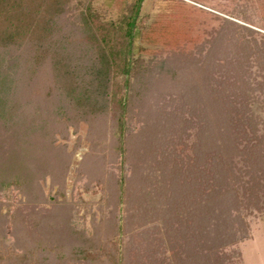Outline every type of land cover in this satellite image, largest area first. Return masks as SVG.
Wrapping results in <instances>:
<instances>
[{
	"label": "trees",
	"instance_id": "trees-1",
	"mask_svg": "<svg viewBox=\"0 0 264 264\" xmlns=\"http://www.w3.org/2000/svg\"><path fill=\"white\" fill-rule=\"evenodd\" d=\"M69 1L0 0V61H3L2 53L15 51L19 55L13 57L12 62L20 64L18 75L27 82H35L39 87L42 79L38 73L41 70L43 73L46 66L51 79L59 74V81L68 82L65 101L71 104L57 106L54 113L57 120L76 125L81 119L92 120L99 114L109 113L115 121L119 141L112 151H118L122 161L128 159L131 149L135 154L141 151L145 139V159L153 171L145 176V255L141 259L142 248L130 246L133 254L138 253L134 264H196V250L201 249L196 248L194 241L191 248L189 244L192 233L201 230L212 233L213 240L217 241L213 242L210 259H206L205 264H223L226 254L221 252L222 247L234 242L236 225L241 222L238 214H232L243 205L238 187L240 173L236 174L235 170L240 172L244 168L248 174V202L260 201L258 193H264V40L255 37L254 34L259 33L248 26H241L247 34L240 36L232 26L237 25L232 18L217 15L213 16L221 19L223 26L209 31L203 29L205 20L199 13H205L204 10L181 0H175L168 10L152 18L148 13L140 16L139 0L128 3L111 0L110 5L119 13L114 19L105 18L101 10L89 3L77 13L65 15ZM55 32L60 35L55 41L64 45L50 47L49 39ZM39 35L44 39L37 45ZM134 38L139 40L138 51L144 50L154 57L164 54L165 63L178 64L179 68L180 59L195 63L197 68L191 66L189 70L193 74L189 73L187 78L188 83L193 79V96L189 97L191 91L187 87H179L181 69H171L176 72L173 79L163 76L171 72L165 63L157 64L159 72L162 71L160 81L163 86L170 82L169 88L174 89L175 94L161 99L154 93H146L145 86L151 88L156 82L150 81L156 75V66L151 67L147 60L144 64L140 53L133 56ZM67 39L74 41L69 47ZM208 43L209 50L202 51L201 46ZM22 55L27 59L23 60ZM174 57L179 58L178 62L172 61ZM63 66L65 72L61 71ZM195 68L200 72L199 77H193L198 73ZM24 88L20 93H26ZM13 91L6 93L5 88L4 96H0L1 122L5 116L9 120L10 97L16 93ZM20 99L17 101L22 104ZM250 103L259 104L261 112H256ZM209 105L217 113L206 115L205 108ZM135 108L141 109L136 118L140 126L127 135L126 122L136 115ZM13 123L2 127L0 133L5 136L0 134V140H7L6 129L15 128ZM48 126L49 123H44L38 128L39 132L33 131V135L37 133L35 137L42 136V139L30 141L31 145L44 140L49 133ZM63 129L66 126L58 131L63 133ZM188 129L193 130L195 139L186 146L181 136H188ZM15 132L11 134L14 133L12 137L19 141L17 145L15 140L11 145L12 139L5 143H9L19 157L25 147V134L22 137ZM132 139L139 142L132 146ZM186 148L190 155L181 152ZM15 157L18 162L21 160ZM13 161L15 164L16 160ZM202 173H206L205 176ZM110 177L107 185L118 192L115 199L119 205L123 200L124 183ZM6 183L15 188L18 185L10 180ZM205 186H211V194L207 200H200ZM35 217L36 224L26 232L29 237L36 233L39 224L48 223L39 213ZM103 222L108 223L102 225L110 234L103 239L97 237L98 226L90 237L97 247L81 246L78 242L80 232L66 229V224H58L56 229L45 226L46 231L49 229L47 239H43L46 242L30 248L27 260L0 257V264H25L28 259L34 264H63L64 260L70 264H128L124 260L125 249L121 248L120 219L110 216ZM15 223L16 229L22 232L18 228L19 219ZM180 228L185 231L181 229L179 233ZM59 230L62 232L56 236ZM143 231L139 230L136 235L143 236Z\"/></svg>",
	"mask_w": 264,
	"mask_h": 264
},
{
	"label": "rangeland",
	"instance_id": "rangeland-1",
	"mask_svg": "<svg viewBox=\"0 0 264 264\" xmlns=\"http://www.w3.org/2000/svg\"><path fill=\"white\" fill-rule=\"evenodd\" d=\"M123 1L128 3L136 0ZM139 1L140 16H142L143 13H148L149 18H152L158 13L168 10L170 6L174 4L175 0ZM181 1L197 5L204 10L205 13H199L202 16L201 19L205 20V24L202 25L203 29L209 31L213 27L223 26V24H221V19L213 16L217 15L219 18H232V20L236 22L235 24H237L232 26L235 27L240 36L242 34L246 36L247 34V31L243 30L241 26H248L259 34L264 35V0ZM88 3L92 5V7L99 9V11L101 10L100 12L102 14L104 13L103 16L107 19H114L119 15L118 11L110 5L111 0H70L66 5V10L68 9L69 11L67 10L65 15H68V13H70L69 15L75 12L77 13ZM244 17L249 18L250 21ZM50 33H52V31H50ZM259 34L255 33L254 35L264 40V36H259ZM168 35L172 36L171 34ZM59 37L60 35L55 32L49 39L51 40L49 44L50 47H53L55 44V46L58 44L64 45V43H57V41H55L60 39ZM41 39L43 40L44 36L39 35L36 38L37 45L41 43ZM71 42H74L73 39H67L66 45L69 47L72 44ZM139 45V40L135 39L133 56H137L139 55L138 53H140V57L143 58L144 64L145 60H147L150 62L149 64H151V67L156 66L154 71L156 75H153L154 78L150 80L152 82L156 80L154 83L155 88L152 87L154 86L152 84L151 88L150 86H145L144 91L146 93L149 91L148 94L154 93L153 95L157 98L161 96V99L163 97L168 98L172 96V94L174 95V89L169 88L170 82L163 86L162 80L160 81V79L163 78L161 77L162 71L159 72L157 64L159 63L160 65V63L164 64L166 62L164 54H159L154 57L152 53H146L144 50L138 51ZM142 45L144 47L148 46L146 44ZM201 45L202 44H199L198 46ZM209 45L208 43L205 46H201L200 49L206 51ZM52 50L53 48H50V51ZM194 51L196 53V50ZM2 54L3 61H0V65L2 66L0 69V96H4L5 88L6 93H11L12 90L16 93L10 97L12 109L10 110L9 120L7 121V117L5 116L4 120H2L4 122L0 121V132L5 124L10 125V123L12 124L14 122L13 126H15V128L6 129L7 131L5 133H7L6 135L8 136L7 140H0V182L2 184H0V257H6L12 260L17 258L19 261L21 259L27 260L29 251H31L30 248L35 247L37 243L41 244L43 239H47L46 237L49 229L46 231L44 227L50 226L51 229H56L58 224H66V229L74 231L75 233L80 232V241L78 242H80L81 246H94L90 237L94 234L95 229L100 226L97 229L96 236L102 239L105 238L110 234V231H107L105 226H103H107L108 223L103 221L110 218V216H118L123 231L121 234L122 246L121 244L120 246L125 249V263L134 264L138 260V253L133 254L130 251V246H132V248H142L139 253L142 254L141 259H143V255H145L144 232L146 221L145 176L147 173L153 171L151 169L152 166L149 167V163L147 162L148 159H145V139H143L142 142L143 146H140L141 151L139 150L138 153L135 154L134 150L131 149L130 152L132 153H130V156L128 155V159L122 161L118 151H112V148L116 146L119 141L117 133H115V121L109 113L106 112L103 115L99 114L92 120L81 119L76 125L72 123L66 124L63 120H57L54 116L58 108L57 106L67 107L71 104L69 101H65V98H67L65 91L68 90L69 86L68 82L66 80H64V82L59 81V74H56L53 79H51L50 70H48L46 66L43 73L42 70L38 73L39 77L42 79L38 87L35 82L31 84V82H27L26 78L18 75L17 68L20 64L14 65L12 62V58L16 57L18 54L17 52L7 51V54ZM22 58L23 60L27 59L25 55H22ZM178 60V57H174L172 61L178 62ZM17 62L19 63V60ZM165 64L166 68L169 65L170 70L172 68L178 71L179 69L182 70L178 81L179 87H187L186 89L191 91L189 97L193 96L195 90L192 88V84L194 82L193 79H191V82L188 83L187 78L189 73L193 74V72L189 70L191 66L197 68V65L184 59H180L179 64L181 68H179L180 66L178 64ZM60 68L61 71H64V66ZM196 68L195 70L198 73L193 77H199L200 72ZM252 68L254 69L255 67ZM184 69L187 70L184 71ZM175 74L176 72L171 70L168 75L163 76H168L170 77L169 79H173L176 77L174 76ZM158 79L159 81H157ZM175 83H177V81ZM23 88L26 91L24 94L20 93L23 92ZM1 89L3 90V94ZM20 98H23V101ZM19 99L22 104L20 101H17ZM27 99L30 100L27 101ZM20 104L22 105L21 107ZM4 105L7 104L5 103ZM250 106L256 112H261L259 104L250 103ZM212 108L210 105L205 108L206 115L217 113L212 110ZM135 112L136 115L132 116V121L128 120V122H126L128 125L125 134L127 135L131 132H135L138 125L140 126V121L136 118L138 117V113L141 112V109L135 108ZM44 123H49L47 127L49 133L44 136L42 142L31 145L30 141L33 142L34 140L35 142V140L42 139V136L35 137L37 133L33 135V131L39 132L38 128L44 125ZM64 126H66V129H63V133L59 132L58 130ZM15 129L20 136L25 134L23 135L25 147L19 155L21 158L19 162L15 159V156L18 157V153L14 152L15 149L11 148V146L8 145L9 143H5L8 142V139H12L11 145H13V140H15L14 144L17 145L19 141L17 138L15 139L12 137L14 133L11 134V132H15ZM187 131L189 135L181 136V141H183L186 146H189L195 138L193 130L188 129ZM3 138L6 139V137ZM173 138L177 139L175 137ZM131 142L133 146V143L139 141H133L132 139ZM176 144L177 143L174 145ZM178 151L179 148L176 147L175 152L178 153ZM181 152H186L187 155H190L187 148ZM180 156L183 159L186 157L182 154ZM13 160H16L15 164H13ZM241 165V163H238V166ZM235 172H237L236 174L240 173V185L238 187L242 192L239 196L243 201V205L237 210H233L232 214L234 216L238 214L241 217V222L236 225L237 230L234 242L225 244V246L222 247L221 252L226 254L223 264H264V193H258L260 201L248 202V174L244 168L241 169L240 172L236 170ZM200 174L201 173H198V175ZM205 174L203 175L202 173L203 176H205ZM108 177H110L111 180L116 177L118 180L121 179L124 183V192L121 197L123 200L120 201L119 205L116 203L115 199L118 192L113 187L107 185ZM9 180L10 182L15 181L18 184L16 188L6 183L9 182ZM202 191L204 194H202L200 200H207L209 194H211V186H205ZM201 206L203 207V203ZM35 212L36 214H41L42 220L48 223H45V226L39 224L36 227V233L32 235V237H29L30 235H26L27 230H31V227L36 224L34 222H37L35 217L36 214L32 215ZM18 219V226H20L18 228H21L22 232L15 227V222ZM178 222L182 223L180 220H178ZM214 223L215 221H212V224ZM189 228L190 226L187 229ZM141 229L144 231L143 236L140 237L139 234L136 235V232ZM181 229L183 232L185 231V229L180 228L178 230L179 233ZM61 232L59 230L56 236H59ZM70 237L76 239L75 236ZM191 238L189 244L190 248L194 241L196 248L201 249V251L196 250L195 263L197 264V261H202L198 264H205L207 261L206 259H210L209 255L211 254V248L213 242L216 240H213L212 233H207L206 230L192 233ZM148 241L150 244L152 243L150 240ZM44 242L46 241H43V243ZM94 247L97 246L95 245ZM132 254L133 257H131ZM190 260L191 258H189V261ZM64 262H66V260H64ZM64 262L63 264H70L69 261L67 263ZM25 264L34 263L28 259V261H25ZM188 264H191V262Z\"/></svg>",
	"mask_w": 264,
	"mask_h": 264
}]
</instances>
